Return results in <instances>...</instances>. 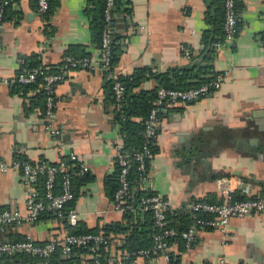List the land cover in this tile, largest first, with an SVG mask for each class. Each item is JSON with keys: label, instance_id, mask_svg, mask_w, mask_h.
Wrapping results in <instances>:
<instances>
[{"label": "crops", "instance_id": "1", "mask_svg": "<svg viewBox=\"0 0 264 264\" xmlns=\"http://www.w3.org/2000/svg\"><path fill=\"white\" fill-rule=\"evenodd\" d=\"M210 1L119 0L113 29L122 53L114 75L129 78L140 68L161 74L188 66L182 47L193 56L202 49ZM238 1L235 44L218 49L213 62L218 74H225L222 87L198 101L172 105L160 116L147 185L174 209L195 201L221 202L230 191L245 197L264 194V0ZM97 7L92 0H58L57 10L48 17L36 0L12 5L0 28V160L58 164L75 153L90 174L78 187L72 206L78 213L77 226L104 232L110 224L129 220L113 202L118 172L115 152L117 145H123L122 124L120 105L114 102L91 28ZM80 53H89L92 67L71 70L56 87L55 126L63 131L59 138L46 128L41 85L19 90L4 84L2 78L15 75L34 60L55 70L64 56ZM159 86L156 76L143 79L124 105L134 95L149 94ZM143 120V116H131L133 122ZM199 137L206 142V156L200 154L196 163L185 161L188 142ZM27 200L22 172L16 168L0 172V210L25 213ZM138 215L145 219L142 211ZM229 229L228 241L217 229H202L190 247L182 238L175 239L170 251L180 264H264V211L232 219ZM68 234L65 220L55 213L32 224L0 226V240L30 238L45 243ZM125 235L109 236L105 248L109 258L125 250ZM58 259L65 257L60 254ZM89 259L90 253L82 254V261ZM109 264L117 263L110 260ZM131 264L169 263L160 257Z\"/></svg>", "mask_w": 264, "mask_h": 264}, {"label": "built area", "instance_id": "2", "mask_svg": "<svg viewBox=\"0 0 264 264\" xmlns=\"http://www.w3.org/2000/svg\"><path fill=\"white\" fill-rule=\"evenodd\" d=\"M15 0H0V28L6 21L5 9ZM238 0H224L225 22L224 36L220 41L214 43L215 49L225 45H234L239 31V15L236 10ZM117 0H106L104 11L105 28L101 44V65L103 70L111 69V45L115 23V9ZM39 8L43 13L49 10V0H38ZM184 55L188 60L192 59V51L186 46L182 47ZM92 67L91 58L88 56L77 57L74 55L64 56L58 71H49V68L41 64L38 67L22 68L15 75L2 78L6 85H29L40 80L41 88L45 95L44 118L46 128L51 134L62 138L63 131L55 126L56 87L66 79V75L74 69ZM224 73L197 87L189 89H174L158 87L153 107L145 120V144L140 151L129 154L123 145L116 147L115 161L119 166V187L114 195L115 209L125 213L132 210L151 212L154 220L155 233L153 243L147 248L136 251L124 250L111 258L117 264H131L139 259L152 260L164 258L168 263L171 259V244L173 240L181 236L186 245L190 247L196 234L202 229H217L224 235L226 241L230 238L229 225L232 219L242 218L248 215L264 211V194L245 199L234 198L233 191L227 192L225 199L213 203L207 200L195 201L188 207L192 214L189 227L180 232L173 224L172 215L174 209L171 202L160 194H150L147 185L149 179L148 161H152L154 153L151 145L156 142L160 124V113L162 110L177 103H192L207 97L222 87ZM114 79L113 94L115 101L120 103L125 98L126 87L116 77ZM134 156L140 171V187L146 194L140 199L138 207L135 208L130 202L132 197V185L129 177L131 169L130 157ZM70 158L77 160V155L72 153ZM19 169L22 172L24 183L28 188L27 212L18 209L0 210V226L15 225L22 223L32 224L49 211H52L60 219H66L70 225L77 226L78 213L68 208V204L75 199L72 186V176L67 170L64 162L50 164L47 162L32 163L30 161L14 159L12 162L0 160V172L10 169ZM89 167L86 163L80 164V174L87 173ZM62 174L60 189L56 191L57 176ZM44 178V190L37 187L40 179ZM108 236L103 232L68 234L63 237H54L45 243H37L32 239L26 240H0V264H102V258L97 253L101 245H107ZM90 246L91 260L79 263L71 260L65 263H56L55 257L58 252L71 259L76 249Z\"/></svg>", "mask_w": 264, "mask_h": 264}, {"label": "trees", "instance_id": "3", "mask_svg": "<svg viewBox=\"0 0 264 264\" xmlns=\"http://www.w3.org/2000/svg\"><path fill=\"white\" fill-rule=\"evenodd\" d=\"M18 0L13 1L9 6L5 9V15L6 19L9 16V11L14 3H16ZM94 1L98 7L95 10V13L93 15V20L91 23V28L94 35V41L101 50V44H102V38L105 28V18H104V11L106 6V0H92ZM38 4V0H36ZM119 0L116 2V6L118 4ZM50 6L49 10L45 13L46 16H51L58 8V0H49ZM39 7V4H38ZM236 10L239 15V23L238 28L240 24V10L239 7V1H237L236 4ZM115 20V19H114ZM224 22H225V6H224V0H211L210 1V7L208 9L207 13V23H208V29L205 30L203 35V46L198 55L193 56L190 60V63L188 66L185 67H176L172 68L164 73L161 74H154L151 72L148 68H140L138 69L133 76L129 78H123L118 77V79L125 85L126 87V94L123 101L120 103H117L114 99V102L118 105H120L119 115L118 119L119 122L122 124V140H123V148L125 151H127L129 154H135L137 151H140L144 144H145V129L146 124L145 120L148 117L152 107L153 102L156 98V89L155 91L151 93H140L138 96H133V99L131 103H129L127 106L124 105L127 99V95L132 91V89L136 86H138L143 79L151 76H156L157 79H159L160 86L159 87H165V88H174V89H189L191 87H197L199 85H202L203 83H207L211 80H213L218 72L214 69L213 62L217 56V49H215L214 43L217 41H220L224 36ZM112 45H111V69L106 71L107 76L110 78L111 87H113L114 79L112 78V75L114 74V68L115 65L118 63L120 55L122 53V49L120 46V38L117 37L116 32H113V39H112ZM119 42V44H118ZM76 49V48H74ZM75 50L70 51L69 54H73ZM76 53V52H75ZM76 56V55H75ZM89 57V53H80L77 57ZM40 61L34 60L31 61L28 66L24 68H33L40 66ZM59 67L55 70L50 69L49 71H58ZM40 80H38L36 83L29 84V85H17L14 87H17L19 90H27L28 87L31 85H40ZM113 91V89H112ZM41 96L43 99L42 105L43 109L45 111V95L41 88ZM114 97V94H113ZM164 110L161 111V113ZM160 113V116H161ZM132 115H140L144 117L143 122L136 123L131 121ZM152 151L155 154L157 151L156 142L151 145ZM21 160H26L23 158H19ZM131 169H130V180L132 185V197L130 202L133 204L135 208L138 207L140 199L146 194V191L141 189L140 187V171L138 170V163L135 161L134 156L131 155ZM29 161V160H26ZM62 162H64L68 168L67 170L70 172L72 176V186L73 191L75 193V198H77L78 195V187L87 182L90 179V174L84 173L80 174V164L78 160H73L70 157H64ZM117 164V163H116ZM151 162L148 161V168H150ZM118 172L116 175V188L113 190V198L114 195L119 187V166L117 164ZM149 172V171H148ZM44 181L45 179L42 178L39 181V184L37 185L38 189L40 191L44 190ZM62 183V174L57 176L56 180V191L60 189ZM153 191L150 190V194L152 195ZM234 198L236 199H245L247 197L241 196L239 194L234 195ZM75 199L71 201L68 204V208H72L73 203ZM215 200H211V202H214ZM137 209L130 210L124 213V218L126 220H129L128 223H113L108 226H106L104 230V234L106 236H109L111 234L119 235V234H126L125 235V242L123 248L125 250L129 251H136L142 248H147L152 245L153 243V235L156 231L154 226V220L151 212H142L145 215V219H140V216L138 215ZM49 213H54L52 211H49L47 213H44L40 219L45 217V215ZM173 218V224L176 226V228L182 232L186 230L191 221H192V214L190 210L187 208L183 209H176L174 211V214L172 215ZM65 224L67 225L69 229V234H83V233H98L99 231L94 229H88V228H79L78 226H72L68 223L66 219ZM29 238H24L23 240H26ZM175 239L180 240L181 236L176 237ZM174 239V240H175ZM22 240V239H21ZM173 240V241H174ZM107 245H101L98 249L97 253L102 258V264H109L111 258L106 252L105 248ZM84 253H91L90 246L76 249L74 251L73 256L71 259H58L55 260L56 263H65L69 262L71 260H75L79 263H82V254ZM61 253L58 252L56 254L60 255ZM91 259H89L86 262H89ZM169 264H180L179 259H177L172 253H171V259Z\"/></svg>", "mask_w": 264, "mask_h": 264}, {"label": "water", "instance_id": "4", "mask_svg": "<svg viewBox=\"0 0 264 264\" xmlns=\"http://www.w3.org/2000/svg\"><path fill=\"white\" fill-rule=\"evenodd\" d=\"M205 143L206 142L202 137L196 138L194 142L190 140L188 142V147L186 149L187 151L186 154H184L183 159L192 163L198 162V160H200V154L206 156V154L203 153Z\"/></svg>", "mask_w": 264, "mask_h": 264}]
</instances>
